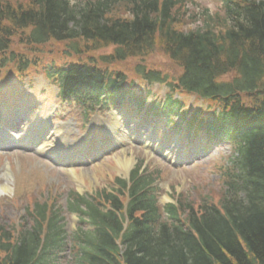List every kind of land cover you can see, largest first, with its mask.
Returning <instances> with one entry per match:
<instances>
[{
	"label": "trees",
	"instance_id": "obj_1",
	"mask_svg": "<svg viewBox=\"0 0 264 264\" xmlns=\"http://www.w3.org/2000/svg\"><path fill=\"white\" fill-rule=\"evenodd\" d=\"M220 1L222 16L183 32L184 0H0V78L38 67L61 99L90 108L124 93L129 78L107 72L110 63L141 58L137 77L208 102L213 115L199 111L191 121L199 116L237 150L217 202L202 198L187 210L169 204L162 211L148 188L153 180L137 170L129 186L116 179L113 194L75 199L69 209L91 229L76 231L68 245L53 207L36 204L31 229L0 226V264H264V0ZM79 40L84 54L114 50L73 62L69 52L82 53ZM65 42V64L55 58L40 65L46 45ZM155 53L174 65L176 77L145 67L143 58ZM163 108L181 109L170 97Z\"/></svg>",
	"mask_w": 264,
	"mask_h": 264
},
{
	"label": "rangeland",
	"instance_id": "obj_2",
	"mask_svg": "<svg viewBox=\"0 0 264 264\" xmlns=\"http://www.w3.org/2000/svg\"><path fill=\"white\" fill-rule=\"evenodd\" d=\"M85 1L69 0L71 5H74V3L83 4ZM184 1H186V5L184 6L185 11L182 12L183 17L180 28L183 32L193 31L197 27H202L205 20L204 17L222 16L220 0ZM122 13V11L119 12V14ZM76 43L82 53L77 55V57L68 51L71 55L69 57H71L73 62L82 61L86 63L85 57L92 56L97 59L100 55L108 56L114 50V47L108 46V48L84 54L83 51L86 50H83L85 43L80 40ZM67 44H71V42H65V44L61 45H46L43 52L39 54L41 59H43L40 65H44L45 60H53L55 58L59 60L58 65L65 64L66 56L64 53L66 52L65 45ZM20 52L23 51L20 50ZM25 56L31 59V55ZM149 56L143 58L145 67L160 71L161 74H170L173 77L178 75L179 72L175 70L174 65L168 62V59L164 56L157 53ZM140 61L141 58L130 57V59L125 61L113 62L108 65L107 72L116 73L121 70L126 73L128 78L134 79L137 78L135 68L141 65ZM24 74L29 76V78L32 77L30 89L27 87L26 79L24 78H20L21 81L15 84L14 82L5 81L2 76L0 78V99L4 97L5 90H9L12 93L16 91L21 94V96L18 95L17 100L11 99L10 101L13 103L18 101L23 104L20 107L27 108L26 116L23 114L24 116L21 119L28 127L27 135L32 136L35 133L33 130L36 129L35 121L39 115L40 121H42L41 124L46 125L45 131L47 133L51 131L55 134L58 131L59 134L50 138L48 140L49 143H40L43 150L38 152L20 147L16 148L13 143H10L8 145L10 148L6 150L0 148L2 149L0 151V190L5 187V192L0 191V226H3L6 230L14 228L15 232H20L21 230L31 229L34 226V221L32 217L28 216L31 213L28 211L34 208L37 203L39 205L45 203L53 204L54 210L59 212V218L63 220L61 224H63V230H65V241L69 242L71 235L77 231V228L80 227L85 230L88 227L79 221L77 214L70 212V202H73L77 196L94 198L95 195L105 191L112 194V191L117 188L115 179H125L124 173H121L122 168L119 167V163L117 164V159L119 158L120 161L124 158L132 160L133 166L128 171L129 176L136 168L140 169V173L143 175H153L158 185V191L155 192L157 194V204L162 207L176 204L187 210L190 204H198L202 198H207L210 202H217L222 198L223 191L221 190L224 182L222 175L226 171L227 165L234 159V146L232 149L231 146L222 145L221 149L217 150L212 147L214 151L212 150V153L209 152L208 155L201 158L198 164L194 165L195 167L183 170L173 168L160 160L156 154L144 152L141 146L136 145L125 147L123 151H118L112 158L92 166H82L68 170L51 154L48 155L49 152L52 153V149L49 150L47 145L50 144L58 148V144L61 142L62 149L65 150L71 147L68 152H73V147L78 145V143H74L75 145L73 146L71 140L77 141L81 135H84V131L89 126L88 122H91L89 128L98 126L97 117L104 118V123L101 125L106 124V126L109 123L112 124L113 116L117 119H122L124 116L132 119L134 117L142 122L145 121L147 124L151 122L154 129V135L151 138L153 141H155V137L159 136L160 139L162 138L163 131L161 126L165 125V122L173 124L175 121L164 119L163 115L160 116L159 113L155 114L156 118L153 119V113L145 110L136 111L127 102H124L121 107L104 108L102 111L93 107L88 115L89 117L83 121V112L80 109H74L72 106H67L60 102L52 82L44 80L41 75L42 71L38 67H34L30 72ZM134 80L137 83L136 79ZM139 84L142 85V90L153 91L150 101L154 99L158 101L164 95L165 87L149 86L147 83H141L140 81ZM3 101L4 99H1L2 104L4 103ZM192 101L193 98H189L186 101V105H190ZM211 108L213 109V106ZM15 110L12 108L10 111L15 112ZM48 121H51V125L46 124ZM73 129L75 132L73 131V135L70 136V132ZM122 129L121 131L124 132L125 129ZM19 136L22 137L21 134ZM69 136L71 138L67 140ZM123 139H125L124 136H122L121 141ZM63 140H67V142L63 144ZM71 172H74L75 176L73 174L70 175ZM120 201L124 204V198L121 196ZM164 218L166 219V216ZM65 253L61 255H65Z\"/></svg>",
	"mask_w": 264,
	"mask_h": 264
},
{
	"label": "bare ground",
	"instance_id": "obj_3",
	"mask_svg": "<svg viewBox=\"0 0 264 264\" xmlns=\"http://www.w3.org/2000/svg\"><path fill=\"white\" fill-rule=\"evenodd\" d=\"M115 121L117 122V118L115 119ZM43 129H44V127L43 126H40L39 128H38V132H41V131H43ZM21 131H23V132H25V129H23L22 128V130ZM128 135H129V137L131 136V137H133L134 138V136H136L137 135V133H136V130H133V128H130L129 129V133H127ZM106 138H108L109 139V142H111V143H115L116 145L118 144V145H121L120 143V141H121V138H122V135L121 134H119L117 131H116V128L114 129V131L112 132V134H109V135H106ZM17 140L18 141H24V143H29V146H31V147H33L34 149H38L39 147H37L36 148V145H34V141L33 140H31V139H27V140H25L24 138L23 139H21V138H17ZM30 141L32 142V143H30ZM27 143V144H28ZM61 155L65 158V160L67 161V156L65 155V153H61ZM64 160V161H65ZM119 163V167H121L122 168V171H121V173L123 172V173H125L126 171H128L132 166H133V162H132V160L130 159H123L122 161H120V158L119 159H117V164ZM73 174V176H75L74 175V172H71V174L70 175H72ZM3 176H5V175H3ZM6 177V176H5ZM5 189H2V191L3 192H5L4 191Z\"/></svg>",
	"mask_w": 264,
	"mask_h": 264
}]
</instances>
